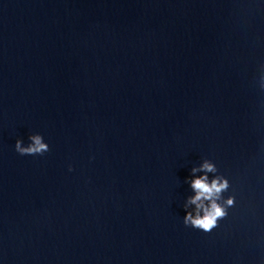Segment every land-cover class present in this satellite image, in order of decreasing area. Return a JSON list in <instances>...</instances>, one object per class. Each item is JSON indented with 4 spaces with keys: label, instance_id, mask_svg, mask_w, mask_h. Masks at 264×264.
Masks as SVG:
<instances>
[{
    "label": "clouds",
    "instance_id": "1",
    "mask_svg": "<svg viewBox=\"0 0 264 264\" xmlns=\"http://www.w3.org/2000/svg\"><path fill=\"white\" fill-rule=\"evenodd\" d=\"M259 88L264 91V66H261L258 79ZM29 143L25 146L21 139H17L14 145L15 151L20 155H44L50 150L49 145L44 142L42 135L32 134L29 136ZM72 168L69 166V171ZM215 163L205 159L199 167H193L191 172L203 173V175H193L190 187L194 195L188 197L185 208L194 206V211L186 212L183 223L205 233L211 232L218 226L219 220L228 214L227 209L234 206L235 197L229 196L223 203V193L230 187L229 180L222 175H214L209 179V173H217Z\"/></svg>",
    "mask_w": 264,
    "mask_h": 264
}]
</instances>
